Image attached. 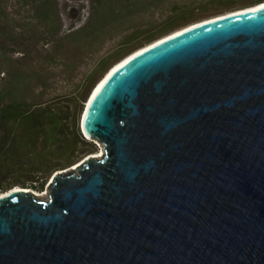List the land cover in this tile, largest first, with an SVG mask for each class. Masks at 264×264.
Listing matches in <instances>:
<instances>
[{
    "label": "water",
    "instance_id": "1",
    "mask_svg": "<svg viewBox=\"0 0 264 264\" xmlns=\"http://www.w3.org/2000/svg\"><path fill=\"white\" fill-rule=\"evenodd\" d=\"M240 11L110 68L101 155L0 198V264H264V7Z\"/></svg>",
    "mask_w": 264,
    "mask_h": 264
},
{
    "label": "trees",
    "instance_id": "2",
    "mask_svg": "<svg viewBox=\"0 0 264 264\" xmlns=\"http://www.w3.org/2000/svg\"><path fill=\"white\" fill-rule=\"evenodd\" d=\"M4 1L0 0V193L13 188L41 191L50 175L74 166L92 150L79 128V116L91 92L118 62L172 29L203 18L193 17L195 13L224 14L264 3L197 0L196 6L180 11L173 4L170 9L174 12L164 25L131 32L120 46L94 64L70 97L55 95L44 101L53 79L49 68L56 66L72 75L76 63L97 53L108 39L132 31L136 17L171 0H70L74 4L66 3L65 10L71 9L69 18L78 17L67 29H63L57 0H20L32 11V20L23 24L10 19L9 23ZM33 23L38 24V30ZM9 43L23 48L8 54L5 46ZM14 52L22 53V57L11 59ZM38 60L45 66L42 72L36 69Z\"/></svg>",
    "mask_w": 264,
    "mask_h": 264
},
{
    "label": "rangeland",
    "instance_id": "3",
    "mask_svg": "<svg viewBox=\"0 0 264 264\" xmlns=\"http://www.w3.org/2000/svg\"><path fill=\"white\" fill-rule=\"evenodd\" d=\"M57 2L59 4V8L61 11L63 29H67L71 25V22L73 24L78 16L76 18H69L68 12L71 9L66 11L64 5L66 3L68 5H73L74 2H72L70 0H62V1L57 0ZM78 4H80V3H78ZM82 4H83L82 8H84L86 10L88 7L86 2H83ZM173 4H177L176 10L180 11V9L184 8L185 6H192L195 4L197 5V0H182V1L181 0H171V1H168L167 3H165L159 9H154L153 11H149L148 13L141 14V16L136 17L133 21V26H132L133 30L132 31L125 32L123 35H120V36L115 35L114 37L108 39L105 42V44H103L102 46H99V51L97 53L86 56V58H84L80 64H79V62L76 63L77 69H75V71L73 72L72 75L67 74V72L63 71L61 68H57L56 66L54 68H49L47 71L48 72L51 71V73L53 75V79L51 81V88H49V90H47L46 95L44 97V101L55 97V95H59V97H61V98L70 97L69 95L72 94V92L74 90V86H77L81 82V80L84 79L85 75L92 69L94 64L99 59L106 56L108 53L114 51L118 46H120L121 41H123L124 38L127 37L131 32H133L136 29H141V30L142 29H149L150 30L152 28L157 29L158 25H160V26L164 25V22L167 20V18L174 12L170 9ZM2 7H3L4 13H5L4 15L7 16L9 23H11L10 20H13L17 24H23L24 22H28V21L30 22V20H32L31 9L27 8V7H23V4L20 2V0H6L2 4ZM251 7H253V6H251ZM251 7H248V8H251ZM248 8H244V9H248ZM72 9H74L75 11L78 10V9H76L75 6H72ZM244 9H240V10H244ZM240 10L238 9L236 11H240ZM236 11H233V12H236ZM230 13H232V12H230ZM195 14H194L195 16L193 15V17H199L200 15H203V16H201L203 18L195 20V21H191V22H186L185 25L172 29L169 33L161 36L157 40L165 38V37H167V36H169L175 32L183 30V29H185V28H187L193 24H197V23H200V22L212 19V18L220 17V16H223V15H226L229 13L213 14L212 15V13L205 12L203 14H197V13H195ZM84 15L82 13L81 16H79L81 21L83 20ZM8 25H11V24H8ZM33 26L35 29L38 30V28H39L38 24L33 23ZM17 31H19V30H17ZM15 33H20V32L15 31ZM156 41H153L149 44H146L145 46H143L141 48H144V47H146V46H148V45H150ZM22 48L23 47L19 46L18 44L12 45L11 43H9L8 45L5 46V52L9 54V53H11V51H21L20 49H22ZM21 57H22V53H20V52H14L13 55L11 54V56H10L11 59H20ZM43 68H45V66L44 65L42 66L41 61L38 60V62H36V69L39 70V72H42ZM61 70H62V72H61ZM2 76L3 75H0V78H2ZM88 100H89V98L87 99L86 103L84 104V106L82 108V112L79 116V128L81 126V120L83 117L84 110L87 106ZM87 142L90 143L92 150L89 153H87L86 156H84L81 159V161L87 156L99 154L100 150H101V147L96 142H93V141H87ZM73 167L74 166L67 168V169H65V171L70 170ZM61 171H63V170H61ZM56 172H59V171H56ZM55 173H53V174H55ZM53 174L50 175V177L47 180V183L45 184L44 188L41 191L36 190V189H27V190H30V191L37 193V194L46 193V186L49 183ZM13 189H15V188H13ZM8 191H10V190H8ZM8 191L0 193V195L5 194ZM46 199H47V197H46ZM46 199H44V200H46Z\"/></svg>",
    "mask_w": 264,
    "mask_h": 264
},
{
    "label": "bare ground",
    "instance_id": "4",
    "mask_svg": "<svg viewBox=\"0 0 264 264\" xmlns=\"http://www.w3.org/2000/svg\"><path fill=\"white\" fill-rule=\"evenodd\" d=\"M257 7H264V3H262V4H260V5H257V6H255V7H251V8H248V9H244V10H241V11H250V10H252V9H255V8H257ZM240 11V12H241ZM237 12V11H236ZM239 12V11H238ZM229 14H232V13H229ZM216 18H218V17H216ZM206 21H208V20H206ZM205 22V21H204ZM193 25H191V27H192ZM187 28H189V27H187ZM176 33H178V32H175V33H173V34H176ZM172 35V34H171ZM170 36V35H169ZM158 42V41H157ZM149 46V45H148ZM148 46H146V47H144V48H142V49H140V50H138V51H136L135 53H133L132 55H135L136 53H140L141 51H143L144 49H146ZM132 55H130V57L132 56ZM133 57V56H132ZM128 57H126L125 59H123L121 62H119L118 64H116L112 69H111V71H115L116 69H118L119 67H121V65H123L122 64V62L123 61H125L126 59H127ZM125 63V62H124ZM104 81V79L102 80V81H100L99 82V84L97 85V87H95V89H94V91H93V93H92V96L91 97H93L96 93H97V91L100 89V87L103 85V82ZM90 101V100H89ZM89 104V103H88ZM87 104V105H88ZM87 107V106H86ZM101 150H100V153L99 154H95V155H91V156H93V157H95V158H99V155H101ZM86 158V157H85ZM73 169H75V167H73V168H71L70 169V171L71 170H73ZM13 191V190H12ZM14 191H18V189L16 188V189H14ZM29 191V190H28ZM30 192H32V191H30ZM11 193V192H10ZM33 193V195L36 197V198H38V199H40V200H44V199H46V197H47V193H42V194H37V193H34V192H32ZM9 194V192H7V193H5V194H1L0 195V198L1 197H4V196H7Z\"/></svg>",
    "mask_w": 264,
    "mask_h": 264
}]
</instances>
